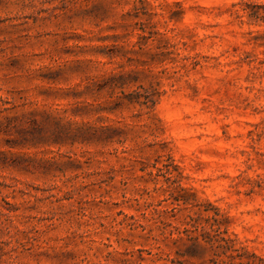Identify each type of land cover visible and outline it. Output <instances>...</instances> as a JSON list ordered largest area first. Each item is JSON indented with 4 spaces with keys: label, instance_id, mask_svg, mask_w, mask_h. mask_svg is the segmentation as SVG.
Listing matches in <instances>:
<instances>
[{
    "label": "rangeland",
    "instance_id": "obj_1",
    "mask_svg": "<svg viewBox=\"0 0 264 264\" xmlns=\"http://www.w3.org/2000/svg\"><path fill=\"white\" fill-rule=\"evenodd\" d=\"M213 217L264 260V0H0V264H209Z\"/></svg>",
    "mask_w": 264,
    "mask_h": 264
},
{
    "label": "trees",
    "instance_id": "obj_2",
    "mask_svg": "<svg viewBox=\"0 0 264 264\" xmlns=\"http://www.w3.org/2000/svg\"><path fill=\"white\" fill-rule=\"evenodd\" d=\"M218 216L219 214L216 213ZM214 221L217 222L218 229L213 230V234L210 231L204 232L202 234L203 245L199 241L198 236H191L187 234V239L191 242L187 247L186 255L190 258L196 257V254H192L191 251L201 252V251H210L211 258L209 259V264H263L264 260L259 258L254 253H249L247 250L238 249L234 246L233 239L230 237L223 236L227 233V230H220V225L222 220L217 217H213ZM196 228L195 225H192ZM188 229H185L184 232L188 233ZM182 255H185L182 253ZM220 257H223L220 259Z\"/></svg>",
    "mask_w": 264,
    "mask_h": 264
}]
</instances>
